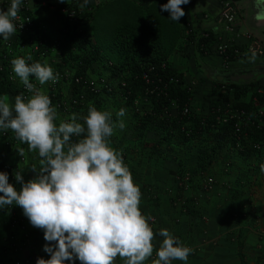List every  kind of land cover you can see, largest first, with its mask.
Here are the masks:
<instances>
[{
    "label": "crops",
    "instance_id": "obj_1",
    "mask_svg": "<svg viewBox=\"0 0 264 264\" xmlns=\"http://www.w3.org/2000/svg\"><path fill=\"white\" fill-rule=\"evenodd\" d=\"M48 1L57 4H69L71 2V0ZM116 1L119 0H104L103 5H113ZM130 1L138 3L139 0ZM90 2L91 0H88L87 4H90ZM181 7L185 11V16L178 22L174 21L180 36L175 43L171 56L168 58L167 64L170 70L180 75L186 83L192 80L196 81L197 88L194 99L197 112L203 113L205 106L218 102L219 92L217 87L222 84L233 86L238 90V93L240 92V96L237 97L238 103L236 98H230L237 103L238 107L249 111L252 117H254L253 114L257 109L264 111V96H256L257 89H264V55L256 56L254 61L251 56L244 60L231 61L225 65L222 59L213 52L211 45V52L208 51V54H202L196 49L193 38L187 36V30H193L196 33L208 31L215 39L220 34L221 37L232 40L235 45L240 47H246L250 37L256 38L264 44V16L258 17L257 15V0H242L238 4L237 33L239 37L237 38L231 34H224L220 30L221 25L216 18L220 10L219 0H189L188 4ZM32 13L36 20H41L48 26L61 23L58 15L45 11L39 6H34ZM96 16L97 13L92 17L95 24ZM94 66L100 68L101 64L96 63ZM97 72L91 71L90 74L95 78L100 75ZM109 80L118 85V81L110 78ZM64 91L65 93L68 92L66 86H64ZM6 97L10 103L14 104L12 96ZM138 97L135 99H138ZM135 99L126 103L122 98H119L117 93L110 96L102 94L98 98H89L82 107L74 109L70 114V118L75 114L78 117V122L83 123V120L79 118L87 115L90 105L101 111L107 110L112 114L117 127L114 128L113 134L109 138L110 146L122 154L124 163L132 173L134 182L140 187L141 203L139 207L146 218L151 214H157L159 217L171 215L174 218L178 216L180 211H184L183 201L185 202L186 199L192 197L193 200L203 198L198 193H192L193 191L201 192L198 188L195 189L196 191L191 189L180 194L176 191V188L169 191L167 186L181 172L183 167L187 169L189 167L188 170H192L198 155L199 165L206 172V175L200 176L199 172H196L194 181L200 183L203 177H212L221 183L223 191L212 189L204 197L209 201L193 202L194 208H197L198 205L205 208L209 216V228L204 229L205 233L201 232L202 229L195 228L192 238L189 239L191 241L189 248L193 249V253L203 252V248L196 249L199 237L205 235V237H209V243L214 239V241H218V245H225L223 249H218L220 246H217L212 251L209 255V263L252 264L256 259H264V243L256 238L259 233L264 232V171L261 170V165H264V152H255L250 148V144L255 139L260 140V138H256L249 133V144L244 143V150L238 152L235 147V139L230 137L227 131L219 134H209V141L207 142L209 144L206 145L209 146V150H207L208 157L207 154L202 156L200 151L205 147L204 143H199L193 139L192 144H186L184 147L181 141L178 142L179 139L174 138L173 132L163 137L168 129L164 128L167 127V124L161 118L160 113L150 111L152 105L150 106L149 101L138 107L135 106ZM121 109L125 110V115L117 117L116 113ZM170 110L172 113L174 108H170ZM65 118H68V116L57 115V126ZM144 118L146 119L142 124L145 123L146 128L144 129L143 126L141 129V121ZM259 120L264 129V117H260ZM120 122L124 124L123 129L118 126ZM247 130L254 135L256 134L250 128H247ZM172 138L177 143L168 144L167 142ZM1 152L5 153L6 150L2 149L0 143V162H3L4 157ZM203 157H205V160H202ZM36 165L39 167V162H36ZM25 177L26 180L24 178V181H28L33 177V174L28 172ZM150 183L155 185V190L147 186ZM202 194L204 195V193ZM19 213L24 215L22 208ZM0 217L3 216L0 215ZM232 218L237 222L236 228L231 226ZM149 224L155 236H159L160 228H156V223L152 224L151 219H149ZM26 225L33 245L40 249V253L43 254L45 259H49V254L43 250L45 243H47L44 240L43 230L32 226L28 218ZM160 227L165 229L161 225ZM186 228L187 226L176 229L172 227L168 230L172 235L174 233L178 235L179 232L180 234L185 233ZM230 228L240 230L241 237L239 235L238 238L232 233L228 235L227 230L229 231ZM1 229L2 225L0 234L4 231ZM215 230L221 231L220 236H217V238H214L213 235ZM244 231L248 233L245 238ZM183 240H180L183 245L187 244ZM154 242L155 239L152 241L154 248L157 247L156 245H161L160 242ZM235 244L238 248L237 255L235 256L234 253L233 256H230V248L234 249ZM256 247L258 248L256 249ZM251 249H253V253H251ZM206 258V254H194L191 257L195 264L203 262ZM151 260L152 256L144 264H151ZM117 262L121 264L124 260L119 258V261L117 259L114 264H117ZM65 264H71V262L66 261ZM75 264H80V261L76 260Z\"/></svg>",
    "mask_w": 264,
    "mask_h": 264
},
{
    "label": "clouds",
    "instance_id": "obj_2",
    "mask_svg": "<svg viewBox=\"0 0 264 264\" xmlns=\"http://www.w3.org/2000/svg\"><path fill=\"white\" fill-rule=\"evenodd\" d=\"M21 2L11 0L6 11L0 10V36L4 40L16 31L14 21ZM87 3L84 0L81 8ZM188 3L189 0H168L161 5V11L168 12V17L178 22L185 16L181 6ZM257 9L258 17L264 16V0H257ZM255 58L253 52L251 59ZM11 63L13 72L31 95H16L14 104L6 96L0 97V131L14 132L15 138L26 143L30 151L38 152L40 160L39 167L33 165V177L28 181H24L21 171L15 173L20 190L9 183L7 173L0 172V208L15 203L32 226L43 230L47 242L43 250L50 258L39 257L36 264L66 261L75 264L76 260L80 264H114L117 256L125 264H144L154 251L155 233L149 224L150 217L146 218L139 207L140 187L122 154L110 146L109 138L117 127L112 114L90 105L87 115L79 118L83 123L73 114L70 120H61L57 126V111L51 99L30 81V76L44 85L57 82L58 74L46 63L28 64L22 57ZM139 103L138 106L144 101ZM177 111L174 109L172 113ZM116 115L123 117L125 110H119ZM118 126L123 129V122ZM216 133L209 130L206 135ZM73 136L77 137L75 141ZM261 170L264 171V165ZM183 172L181 169L179 174ZM193 186L205 190L199 183ZM262 233L257 235L260 239ZM159 235L163 241L152 264L188 260L192 251L189 247L167 229H161Z\"/></svg>",
    "mask_w": 264,
    "mask_h": 264
},
{
    "label": "built area",
    "instance_id": "obj_3",
    "mask_svg": "<svg viewBox=\"0 0 264 264\" xmlns=\"http://www.w3.org/2000/svg\"><path fill=\"white\" fill-rule=\"evenodd\" d=\"M241 1L219 0L220 10L216 16L217 22L221 25V32L234 35L235 38L239 37L237 33V11L238 4ZM103 2L104 0H91L88 6L81 8L84 0H71L69 4H57L48 0H22L17 18L14 21L16 26L15 33L8 40H4L0 36V76L3 75L4 80L12 88L13 94L11 96L13 99L21 93L25 96L31 95L13 72L11 61L18 57L25 58L28 64L35 62L46 63L52 67L54 74H58L59 79L55 83L49 81L44 85H40L34 76H30V81L49 96L52 105L57 111V115L68 116L65 120H70V114L74 109L83 106L89 98H98L104 93L111 95L116 91L120 93L118 90L124 89L126 84L123 81L115 85L104 76L99 75L94 78L91 76L89 69L84 74H80L79 61H65L68 49L63 46V38L80 34L86 29L88 22H86L85 16L92 14V11ZM10 5L11 0H0V10L6 11ZM34 6L56 13L60 17L61 23L48 26L45 22L36 20L32 16V8ZM187 36L193 38V40L195 39V41H202L201 50L204 54H208V51L211 52L210 43L213 47V52L222 59L225 65L234 60H244L251 57L253 52L256 53V56L264 55V44L256 38L250 37L247 46L240 47L235 45L232 40L221 37L220 34L215 39L208 31L196 33L193 30H187ZM73 51L76 52V48H73ZM29 56L32 58L31 60L27 59ZM149 71H152V68ZM142 80L145 83L144 96L141 97L142 99H135V106H138L140 101L147 102L149 96L158 97L160 94H165L171 83H179L180 81L175 76L168 77L166 81L161 79L153 81L146 73L143 74ZM150 85L151 87H148ZM195 85L196 81L192 80L187 83L186 88L192 91ZM64 86H66L68 91L66 93ZM225 86H222L221 92H226L227 88ZM230 92L232 91L230 90ZM118 95L119 98L127 102L125 96L122 94ZM257 95H264V89H257ZM230 97H233V95L231 94ZM170 108L178 110L174 103H170ZM191 112L192 110L186 104L183 105L180 112L177 111L176 113H171L169 108L164 107L161 118L167 122L168 132H173L175 136L181 135L184 139L200 138L209 133V130L210 132H220L221 127H231L228 134L235 139V147L239 151L244 150V143L249 144L250 135L247 128H250L254 133L264 131L259 120L260 117H264V111L261 109H257L253 114L254 117H252L249 111L243 108H233L232 104H227L225 108L216 107L213 109V113L216 115L217 125L212 128H206L204 122L196 125L194 123L195 120L189 118ZM76 139L77 137H72L73 141ZM0 142L5 150H20L26 145V143H21L17 140L15 133L11 130L0 131ZM250 148L255 152H264V140L255 139L250 144ZM19 157L21 162L24 161L22 155ZM17 171H21V169L0 162V172L7 173L9 181L14 183L16 188H21V184L15 178ZM176 179L178 180V185L185 189L198 184V181H194L188 172L180 173ZM199 184L205 191L211 190L214 180L211 177H205ZM20 210L21 207L15 205V203L11 206L0 208V215L3 216L4 222L7 221L6 230L8 233L6 238L7 250L0 253V264H36L37 258H44L43 254L40 253V249L33 245L26 225L27 217L20 214ZM151 223L154 224L155 221L151 220ZM261 236L264 240V233ZM3 254L7 256L4 257ZM156 258V252H154L152 260Z\"/></svg>",
    "mask_w": 264,
    "mask_h": 264
},
{
    "label": "trees",
    "instance_id": "obj_4",
    "mask_svg": "<svg viewBox=\"0 0 264 264\" xmlns=\"http://www.w3.org/2000/svg\"><path fill=\"white\" fill-rule=\"evenodd\" d=\"M167 2L168 0H139L138 3H133L130 0H119L108 6L103 5L105 2L101 3L92 11V14L85 16L86 22H88L86 29L80 34L63 38V46L68 49L65 61H79L80 74H84L89 69L92 72L98 71V74L108 77V79L119 81V84L124 81L126 83L124 89H119L120 93L115 92L113 94L125 96L127 98L126 103L132 102L137 96H144L143 74L146 73L153 81L158 79L166 81L168 77L175 76L179 78V83H171L165 94H160L158 97H148L149 104L152 105L150 111L161 115L164 107L170 109V103H174L180 112L183 105L186 104L192 110L189 118L195 120L196 125L204 122L206 128H212L217 125L213 109L216 107L225 108L227 104H232L233 108L239 109L237 97L240 96V92L238 93V90L233 86L219 85L218 90L216 89L219 92L218 102L205 106L203 113L197 112L194 99L197 86L195 85L192 91H189L186 88L187 83L180 75L171 71L167 64L180 36L176 30L175 22L168 17L169 13L161 11V5ZM114 6L118 7L115 13L108 11L109 14L107 13L105 18V21L113 23L110 28L112 38L110 43L106 44L102 37L105 27L97 26L92 17L96 13L102 10L107 11ZM201 44V40L197 41L196 49L203 54ZM73 48H76V52L73 51ZM96 63L101 64L100 68H95L94 64ZM151 68L152 71H149ZM222 86L227 88L226 92H221ZM12 94V88L1 75L0 96H11ZM231 94L236 98L237 103L231 100ZM107 95L110 96V94ZM145 119L141 121V129L143 126L144 129L146 128L145 123L142 124ZM165 123L167 124V122ZM164 128L168 129V127ZM223 130L228 131L227 128ZM261 132L255 135L252 132L249 133L264 140V131ZM169 133L168 131L165 132L163 137ZM219 133L221 132L216 134ZM207 150L202 149L200 151L202 156L208 153ZM204 158L202 160H205ZM174 181L178 185V180L174 179ZM191 187L194 189V186Z\"/></svg>",
    "mask_w": 264,
    "mask_h": 264
},
{
    "label": "rangeland",
    "instance_id": "obj_5",
    "mask_svg": "<svg viewBox=\"0 0 264 264\" xmlns=\"http://www.w3.org/2000/svg\"><path fill=\"white\" fill-rule=\"evenodd\" d=\"M116 8H118V7H110V9L107 10V11H103L102 10L101 12L97 13V16H96V19H95L96 24L100 25V27H103V26L105 27L104 28L105 30L103 31L102 37H103V39H104L106 44H109L110 41H111L112 33L110 31V28H111L113 23L111 21H105V18L107 16L108 11L115 13ZM174 138L179 139L178 142L181 141V143H182V145L184 147L186 146V144H192L194 142V140H186V139H184L181 135H176V136L174 135ZM195 140L198 141L199 143H204V146H205L204 148L209 150V146H206V145L209 144V143H207L209 141V135L201 136L199 139H195ZM167 143L168 144L177 143V141L173 140V138H172ZM1 147L3 149L2 145H1ZM21 151L23 152L22 157L24 158V161H22V162L20 161V157H19ZM1 155H3V157H4V159H3L4 161L3 162L5 164L11 165V166L13 165V166L19 167L21 169L22 176L25 178V180H26V177H25L26 173H28V172L32 173L31 169H32L33 165L37 166L36 162H39V160H40V158L38 156V152L30 151L27 144L24 145L20 150L8 149V150H6L5 153L1 152ZM186 164H188V163L186 162ZM199 164H200L199 163V158H198V155H197L196 164L193 165L194 166L193 169L192 170H188L189 167H188V169L183 167L182 171H185V172L189 171L192 177H194V174L196 172H199L200 176L206 175V172L203 171V169L200 167ZM214 180H215V184L213 185L212 189H215L216 191H218V190L219 191H223V189L221 187V183L219 181H217L216 179H214ZM9 183L14 185V183H12L10 181H9ZM175 185H176V187H175ZM147 186H149L151 189L153 188L155 190V185L153 183L147 184ZM167 186L169 187V189H168L169 191L174 189V188H176V191H178L180 194H182V192L189 191V189H185L182 186L177 185L173 179H172V182L169 183ZM16 189L20 190V188H16ZM195 189H196V186H194V190ZM145 190L147 191L146 188H145ZM211 190H207V191L202 190L201 192L204 193V195L201 192H194L193 191L192 192L193 194L198 193V194L202 195L203 198L193 200V197H192L190 199L189 198L186 199L185 202L183 201L184 204L182 206H184V211L183 212L180 211L178 216H176L174 218H172L171 215H165V216L159 217L157 214H151L150 216H147V218L150 217L151 220L155 221V223H156L155 226H156L157 229H159V228L161 229L160 225L163 226L167 230L169 228H172V227H174V229H176V228H183L184 226H187L185 233L180 234V232H179L178 235H177V233H174L173 236L178 238L179 240L184 239L183 241L187 242V244H185V246L189 247V245H190L189 243L191 242L189 239L192 238L193 230L195 228L202 229L201 232H203V233L206 232V231H204V229L206 230V228H209V216H208L205 208L200 207L199 205H198L197 208H194V203L193 202L194 201H197V202H207V201H209L208 199H206L204 197H206L208 192H210ZM232 221H233L231 223L232 228H236V226H237L236 220L232 218ZM6 222L7 221L4 222V218L3 217H0V228H1V225H2V229L4 230L0 234V237H1V240H0V250H1V252L0 253H2L3 251L7 250L6 249L7 248V240H6V238H7V234L8 233H7V231H5L6 230V226H7ZM160 229H159V231H160ZM246 232L247 231H244V234H243L244 238L248 236V233H246ZM231 233L235 234V236L238 237L241 232L238 229H231L230 228L229 231L227 230V234L230 235ZM220 234H221V231H218V230L217 231L215 230L213 232L214 238H217V236H220ZM183 235H185V236L182 237ZM239 237H241V235ZM228 238H230V237H228ZM256 238L259 241L262 240L258 236H256ZM154 239H155L154 243H159L160 242L162 244L163 237H161L160 235L159 236L158 235L155 236ZM262 242L264 243L263 240H262ZM156 246L157 247L154 248L155 252L159 249L160 244L156 245ZM217 246H220L218 249H223V247L225 245H218V241H216V240L214 241V239L211 241V243H209V237L207 238V237H205V235L204 236H200L199 240L197 242V249L196 250H198L200 248H203L204 249L203 252H201V253L200 252H194L193 253V249H191L192 253L189 254V257H188L187 261L174 260V261H172V264H195V262L191 259V257L194 254H202V255L206 254L207 255V258L204 259L203 262H199L197 264H212V263H209V255L212 253V251ZM195 248H196V246H195ZM236 248H237L236 244L234 245V249L230 248V251H229L230 256H233L234 253H235V256L237 255L238 248L237 249ZM257 248L258 247H256V249ZM259 248H262V247H259ZM251 253H253V249H251ZM3 256L6 257L7 255L3 254ZM119 258L120 257L117 256L115 261L117 259L119 261ZM150 263L152 264V260L150 261ZM117 264H119V263L117 262ZM121 264H125V261L122 262ZM252 264H264V259H262V260L256 259V261L254 263H252Z\"/></svg>",
    "mask_w": 264,
    "mask_h": 264
}]
</instances>
